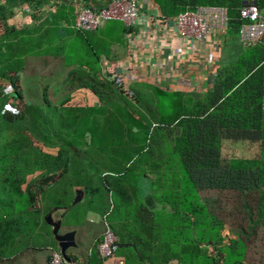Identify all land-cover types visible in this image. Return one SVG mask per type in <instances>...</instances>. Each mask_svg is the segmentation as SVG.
Here are the masks:
<instances>
[{
	"label": "trees",
	"instance_id": "obj_1",
	"mask_svg": "<svg viewBox=\"0 0 264 264\" xmlns=\"http://www.w3.org/2000/svg\"><path fill=\"white\" fill-rule=\"evenodd\" d=\"M24 1L0 0V20H5L4 13L11 15L9 6ZM242 1L152 0L165 18L196 6L224 7L227 18L224 35L230 41H237ZM254 2L261 5L263 0ZM36 3L38 0H34L33 8ZM4 32L13 37L18 33L8 28ZM2 40L4 36L0 37V79L5 80L6 91L0 93V134H4L0 146V184H6L12 192L27 176L39 172L27 182L25 192L29 202L34 197L30 183L37 185L33 191L37 194L43 185L61 176L54 171L67 165L63 152L70 149L76 153L84 145L85 151L105 156L100 162L106 171L103 174L77 171L70 176L84 181V209L99 216L109 209L105 216L118 247L142 240L134 232L136 228L153 230L160 226L168 231L171 244H179L178 249L170 247L178 262V256L186 257L187 261L199 256L211 257L200 248L207 240L217 244L220 259L214 261L211 257L215 264H229L232 253L236 260L241 259L244 252H233L232 245L240 242L246 248V227L249 223L264 222V110L260 108L264 98L263 43L241 48L237 42L238 49L232 58L218 65L212 86L199 96H182L174 123L163 125L153 121L154 107L138 104V95L126 92L114 80L125 100L121 101L124 106L115 101L101 102L91 84L75 72H69L61 81L68 85L66 91L88 89L96 97V108L68 106L67 94L56 97L51 93L48 97L50 89L46 83L39 84L36 77H31L34 87L22 85L18 73L24 65L20 56L25 47L20 45L14 52L15 46L22 44L20 40ZM61 49L62 63L66 65L75 54L71 50L67 53L69 44ZM89 49L90 60L79 61V65L90 63L92 67L97 63V53L91 46ZM45 51L47 47L42 53ZM34 90L40 92L37 102L30 97ZM54 99L58 100L57 104L53 103ZM131 103L136 106L132 107ZM173 136L176 146L171 142ZM223 141H246L255 144L257 152L248 158L223 159ZM56 145L59 146L55 156L41 150ZM70 161L75 165L74 158ZM127 162L153 174L150 195L156 202L168 205L169 212H150L133 196ZM17 222V218L0 219V240L4 231ZM224 229L235 231L236 237L229 239L222 254L219 244ZM87 263L100 264V260L93 252Z\"/></svg>",
	"mask_w": 264,
	"mask_h": 264
},
{
	"label": "crops",
	"instance_id": "obj_2",
	"mask_svg": "<svg viewBox=\"0 0 264 264\" xmlns=\"http://www.w3.org/2000/svg\"><path fill=\"white\" fill-rule=\"evenodd\" d=\"M106 1L49 0L50 5L38 7L32 11L33 14L30 13L29 9L23 8L18 13L5 19L6 24L9 26L8 29H14L18 33L16 37H13V34L4 32V42H12L16 38L26 44L20 59L23 60L24 64L22 69L30 71L28 72L30 77L42 75L41 62H43V59L47 61L58 59L55 52L52 55L51 50H48L51 47L50 45H47V51L43 53L41 51V46H43L41 41L43 36L47 35V31L53 33L55 40L65 39L63 45H68L73 36L80 35L86 41L88 47L90 45L96 47L98 57L94 66L91 67L90 63L86 65L78 64L79 61L83 63L87 60L84 56L86 52H83L80 59L74 57L71 62L57 69L58 73L51 72L49 69V73L45 74L51 79L50 86L54 96L57 97V95L63 94L69 96L66 104L68 106L85 108H96L97 106L95 95L86 88H74L66 91L68 85L61 81L67 77L69 72H78L83 77H90L98 71L109 77L112 73H117V79H119L123 89L134 96L150 94L154 98L153 95L157 93L178 94L180 99L182 96H199L212 86L218 65L221 62L230 60L233 53L238 49L237 41H230L224 33L213 32L206 40L201 42L184 40L176 32L169 19L161 18V14L152 0H137L138 15L131 27H125L120 21L116 20L104 21L96 29L83 31L82 33H77L70 27L74 10L78 6L96 8L103 6ZM53 45L56 44L53 43ZM62 57L63 53L60 61H62ZM153 102V105L157 104L155 99ZM53 103L57 104L58 100L55 99ZM118 105L124 106L122 103H118ZM58 146L41 147V150L55 156ZM81 148L76 153H73L70 149L63 152L67 159V165L64 169L54 171L61 176L43 185L42 190L38 191L37 194L33 192L37 185L30 183L29 190L34 194V197L31 201L29 200L27 210L10 207L8 210L1 212L2 218L0 219H13L15 217L13 214L17 213L30 219L34 226V232L38 234L37 236H40L42 244L40 245L41 249H35L38 250L36 252H27V249H34V246L20 247V240L25 235L21 225L25 221L17 222L5 230L2 235L0 240V264H47L48 250L46 247L58 248L49 221L58 223L57 234H64L68 231L73 232V245L69 247L74 249L67 251V248H69L67 247L65 252L68 254L84 255L88 245L94 238L99 236L102 230L101 216L92 210L84 209L83 218L79 221L70 223L66 219L69 208L82 203L85 197L83 191L84 181L81 178L77 181L73 180L70 175L77 171L86 174H103L106 171L104 165L100 162L101 158L105 159L103 154L85 151L84 145ZM72 158L75 161L73 166L70 161ZM117 160L120 161L119 156ZM128 164V162L125 163V166L128 167ZM128 168L131 174L135 175L132 183L135 198L150 212H169L168 205L156 202L150 195V183L153 180V174L146 170L143 171V167L138 165H130ZM38 173L36 171L27 176L25 182L19 185L17 193L16 190L10 192L9 186L6 184H0L1 192L8 194L10 198L8 201L6 200L7 203L12 205V201L15 200L14 197L26 195L27 182ZM54 187L64 188L68 197L66 201L58 198L54 201L50 198L49 200L54 201L52 203L49 201L50 204L46 199L42 200L44 207L42 216H40L38 206H41V203H38V197L46 189ZM130 189L132 191L131 187ZM52 193L53 191H50V195ZM60 201L65 205L58 204ZM61 227L62 231L58 232ZM134 232L142 240L122 244L117 249V255L121 256L118 254V250L123 247L134 250L140 255L139 259H144L146 264H178L177 259L171 255L170 247L178 249L179 244L175 246L169 242L168 231L161 230L159 226L153 230L148 228L139 230L136 228ZM53 242L55 246H53ZM163 254H170L171 256L167 257ZM108 263L109 261L106 260L103 264ZM124 264H126L125 261Z\"/></svg>",
	"mask_w": 264,
	"mask_h": 264
},
{
	"label": "rangeland",
	"instance_id": "obj_3",
	"mask_svg": "<svg viewBox=\"0 0 264 264\" xmlns=\"http://www.w3.org/2000/svg\"><path fill=\"white\" fill-rule=\"evenodd\" d=\"M33 2L34 0H25L24 2H19L15 5L9 6L8 8L4 5L5 8H7L10 12L11 15L4 13L5 14V19L13 16V14L18 13V11H20L23 8L29 9V11H31L30 13L33 14V10L37 9L38 7H46L49 4V0H38V3H36L37 6H35L33 8ZM2 22V24H1ZM5 23V24H4ZM9 26L6 24V20H0V37L3 36L4 33H2L4 30H6ZM4 41V40H2ZM63 41H65V39H54L53 33L52 32H48L47 31V35H44L42 38L43 42V46H41V51H43L45 49V47H47V45H50L51 47L48 48V50H51V54L53 55V53L55 52V54L58 55V59L57 60H44L43 62H41V74L39 77H36L37 79H39V84H43L46 83L47 84V88L50 89L48 92V97H51V93H52V87L50 86L51 83V79L48 78L46 75L49 73V69L51 72H57L60 67L65 66L63 65L62 61H60L63 50L61 49V47H63ZM20 42L22 44L16 45L14 50L12 51H16V49H18V47H20V45H22L23 47H26V44L20 40ZM53 43H55L56 45H53ZM29 44V43H28ZM92 50L96 52L97 49L96 47L90 45ZM22 47V48H23ZM24 49V48H23ZM20 50V48H19ZM72 52H71V51ZM73 53L74 57H78L79 55L81 56V54H83V52L85 53V57L87 59L90 60V49L86 44V41L80 36V35H76L73 36L71 39V42L69 43V49H67V53ZM70 53V54H71ZM69 54V55H70ZM46 56V55H45ZM44 56V57H45ZM92 58V57H91ZM40 65V64H39ZM60 71V70H59ZM30 71H25V70H21V72L18 73V75L22 78V85H27L30 86L31 88L35 86V84H32V80L31 77L28 75ZM78 75V72H76ZM46 74V75H45ZM80 77H82L83 80H85L86 82H88L89 84H91V86L95 89V91L99 94V100L101 102H109V101H115V102H119L122 103L123 101H125L123 99L122 94H120V91L118 90L117 86L115 85V83L113 82V80L111 79V77H109L108 75H103L100 71H98L95 74H92L89 78V80L87 79V77H83V75L79 74ZM26 82V83H25ZM4 83L5 80L0 79V93L6 91V88H4ZM28 83V84H27ZM31 91L30 92V97L33 98V101L39 100L40 99V92H35ZM54 95V93H52V96ZM58 96V95H57ZM154 98L150 95V94H139L137 97L138 104H144L147 107L150 106V108H153L151 115L155 118L153 121L159 123V124H169V123H174V118L177 116L178 110H179V105H180V98L178 94H172V95H167V94H163V93H157L155 95H153ZM25 97V96H24ZM194 97V96H192ZM5 99V98H4ZM26 99V98H25ZM155 99V105H153V100ZM6 100V99H5ZM55 100V99H54ZM127 102H133V99H126ZM157 100V101H156ZM122 101V102H121ZM13 104L15 103L14 101L12 102ZM123 104V103H122ZM131 106L134 107V104L131 103ZM150 115V114H149ZM152 121L150 120V123ZM159 129H157L154 133H157ZM4 134H0V146L3 144V140H2V136ZM172 145L176 146V138L173 136L171 139ZM82 146V145H81ZM84 149V148H83ZM85 150V149H84ZM257 152V146L255 144H251L249 142L246 141H239V142H231V141H223L222 145H221V156L223 159H228V158H248V157H252L256 154ZM130 181V187L132 188V193L134 196V189H133V180H134V174L130 176V178L128 179ZM54 189V190H53ZM50 191H53V193L50 195ZM58 191V193H56ZM64 188H50V189H46L44 191V193H41V195H39L38 197V203H41V206H38V210H39V215L42 216L41 214L43 213V204H42V200H47V202L50 204V202H54L56 200V198H58L59 200L62 201H66L67 199V193L64 192ZM17 193V190L15 191ZM52 200H49V199ZM9 196L8 194H4V192L0 190V218H2V214L1 212H4V210H8L10 207L13 208H23L24 210H27L29 208V203L27 200V197L25 194L15 198L14 197V201H12V205L8 204ZM7 200V201H6ZM50 201V202H49ZM68 203V201L66 202V204ZM110 203V201H109ZM6 204V205H5ZM65 205V204H64ZM48 206V205H47ZM84 208L82 203H80L79 205L77 204L76 206H72L69 208L68 213L66 214V219L68 220V222L73 223L74 221H79L83 218L84 215ZM15 215L14 218L18 219V222H22L25 221V223H23L21 226L23 227V233L25 234L23 238H21V243H20V247H24L26 245H29V247H33L34 249H27V252H36L38 250L35 249H41L40 245L42 244L40 236H37L38 234L34 232V226L33 223L30 219L25 218V216L23 214L17 213V214H13V216ZM106 219V216H105ZM107 221V219H106ZM108 222V221H107ZM246 231H245V243H246V248L243 247L244 244H241L240 242H237L235 244L232 245L231 250L233 252H244V255L241 257L240 260H236L238 259L236 256H234V254L232 253V256L230 257V262L229 264H264V222L263 223H257V224H251L249 223V225L246 227ZM37 231V230H36ZM62 231V227L58 230V232ZM195 234V232L193 233ZM221 237H222V241L219 244V247L221 248V252L222 254L224 253L225 249V245L229 242V239H232L234 237H236V232L230 229H224L221 232ZM53 246H55L54 242H53ZM89 246V245H88ZM217 244L211 243L210 241H205L204 244H200V248H203V250L206 251V253L208 255H210L211 257H213L214 261L217 260L219 261L220 259V254H218V251L216 249ZM55 249V247H53ZM74 248L69 247L67 248V251H70ZM85 252V251H84ZM175 253V252H173ZM118 254H120L124 261L126 262V264H146V262L144 261V259H139L140 255L137 254L134 250L129 249V248H123L120 247L118 250ZM225 254V253H224ZM172 255V254H171ZM170 254H163V256H171ZM166 257V258H167ZM211 257H204V256H199L197 259H194L192 261H187L186 257L182 258L181 256H178L179 262L181 264H215V262L212 260ZM163 259H165L163 257ZM235 260V261H234ZM178 262V263H179ZM150 264V263H149ZM221 264H224L223 262H221ZM227 264V263H226Z\"/></svg>",
	"mask_w": 264,
	"mask_h": 264
},
{
	"label": "built area",
	"instance_id": "obj_4",
	"mask_svg": "<svg viewBox=\"0 0 264 264\" xmlns=\"http://www.w3.org/2000/svg\"><path fill=\"white\" fill-rule=\"evenodd\" d=\"M238 13L241 20L237 29L239 47H249L258 42L264 44V0L261 5L254 0H244ZM137 15V0H107L103 6L96 8L78 6L74 10L70 27L80 32L90 31L108 20L120 21L125 27H131ZM161 18L169 19L184 40L196 42L206 40L213 32L224 33L227 20L225 8L221 6H196L180 11L173 17ZM111 79L120 84L117 73H112ZM260 108L264 110V98L260 101ZM108 210L100 217L102 230L99 236L92 240L84 255L62 254L58 248L47 246V264H88L87 257L93 252L102 264L106 260L108 264H124L123 257L116 253L117 238L105 219Z\"/></svg>",
	"mask_w": 264,
	"mask_h": 264
},
{
	"label": "water",
	"instance_id": "obj_5",
	"mask_svg": "<svg viewBox=\"0 0 264 264\" xmlns=\"http://www.w3.org/2000/svg\"><path fill=\"white\" fill-rule=\"evenodd\" d=\"M49 224L52 227L51 231L53 233L54 239L57 241L58 249L60 253L63 254L67 247L73 245V232L68 231L65 232L64 234H57L56 231L58 228V223L54 221H49Z\"/></svg>",
	"mask_w": 264,
	"mask_h": 264
}]
</instances>
